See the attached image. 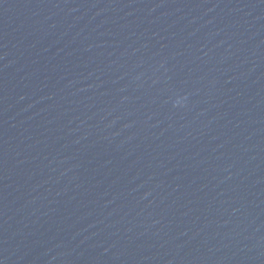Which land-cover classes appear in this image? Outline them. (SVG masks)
Wrapping results in <instances>:
<instances>
[{
  "label": "water",
  "instance_id": "obj_1",
  "mask_svg": "<svg viewBox=\"0 0 264 264\" xmlns=\"http://www.w3.org/2000/svg\"><path fill=\"white\" fill-rule=\"evenodd\" d=\"M0 264H264V0H0Z\"/></svg>",
  "mask_w": 264,
  "mask_h": 264
}]
</instances>
